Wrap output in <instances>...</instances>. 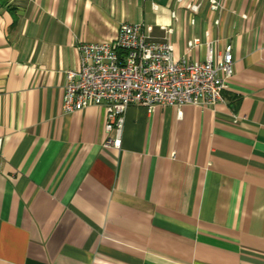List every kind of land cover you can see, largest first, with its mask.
Masks as SVG:
<instances>
[{"label":"crops","instance_id":"crops-1","mask_svg":"<svg viewBox=\"0 0 264 264\" xmlns=\"http://www.w3.org/2000/svg\"><path fill=\"white\" fill-rule=\"evenodd\" d=\"M215 1L0 0V264H264V0ZM122 22L174 59L229 43L223 100L130 105L105 146L104 107L62 112L64 70Z\"/></svg>","mask_w":264,"mask_h":264},{"label":"built area","instance_id":"built-area-1","mask_svg":"<svg viewBox=\"0 0 264 264\" xmlns=\"http://www.w3.org/2000/svg\"><path fill=\"white\" fill-rule=\"evenodd\" d=\"M208 1L211 11L220 7L219 2ZM152 6L157 8L156 4ZM198 8L197 2L186 5L191 22ZM161 28L166 33L171 30ZM198 43V38H192L187 50ZM77 49L78 68L64 70L61 110L71 113L87 106L104 107V129L111 135L105 146L116 149L121 145L125 113L130 105L143 106L148 111L158 106L212 105L223 100V91L234 73L229 43L217 57L208 48L202 61L174 59L172 45L155 42L151 26L144 23L122 22L113 41L81 43Z\"/></svg>","mask_w":264,"mask_h":264}]
</instances>
